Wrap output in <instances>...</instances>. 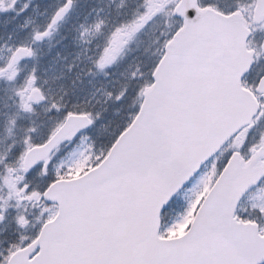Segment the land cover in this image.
<instances>
[{"label":"snow or ice","instance_id":"snow-or-ice-1","mask_svg":"<svg viewBox=\"0 0 264 264\" xmlns=\"http://www.w3.org/2000/svg\"><path fill=\"white\" fill-rule=\"evenodd\" d=\"M0 264H264V0H0Z\"/></svg>","mask_w":264,"mask_h":264}]
</instances>
